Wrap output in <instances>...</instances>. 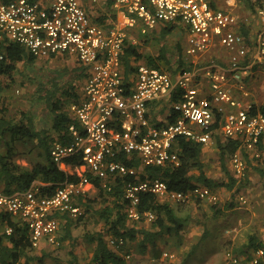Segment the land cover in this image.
<instances>
[{
  "label": "built area",
  "instance_id": "2783aa9c",
  "mask_svg": "<svg viewBox=\"0 0 264 264\" xmlns=\"http://www.w3.org/2000/svg\"><path fill=\"white\" fill-rule=\"evenodd\" d=\"M102 1L110 3L117 19L99 21L103 13L90 12L87 2L95 6ZM223 1L228 0H0V63L6 60V43L14 42L37 60L61 55L87 68L83 94L68 108L79 127L69 126V144L54 141L51 146V157L59 165L66 158L80 157L84 175L48 193L45 183L33 182L28 189L11 193L0 186V210L28 227L34 247L60 245L63 216L78 218L84 213L74 199L88 194L85 187L92 179L101 180L106 188L108 183L123 181L127 214L133 221H154V213L139 210L141 197L147 193L181 204L192 199L217 204V192L206 186L183 193L170 191L160 179H141L145 167L180 164V137L204 145L215 134L239 141L230 155L238 184L246 178L249 163L263 159L264 113L249 100L248 81L255 66L264 62V28L250 51L246 37L233 28L237 16L218 5ZM259 3V18L264 21V0ZM161 22L187 27L188 56H198L219 43L232 52L231 65L223 70L216 65L197 66L174 75L140 63L135 78H126L125 48L142 44ZM173 96L177 97L172 103L176 119L153 123L150 105ZM121 154L139 160L140 167L118 160ZM238 200L247 203L241 193ZM109 245L119 251L125 239L111 237ZM163 255L171 257L168 252ZM262 256L264 249L255 251L253 264ZM224 264H245V259L230 250Z\"/></svg>",
  "mask_w": 264,
  "mask_h": 264
},
{
  "label": "trees",
  "instance_id": "16d2710c",
  "mask_svg": "<svg viewBox=\"0 0 264 264\" xmlns=\"http://www.w3.org/2000/svg\"><path fill=\"white\" fill-rule=\"evenodd\" d=\"M178 27L176 23L162 24L158 38L165 37ZM156 33L157 31L151 32L146 37L148 40L144 38L143 42L152 41ZM5 53L6 60L0 63V76L11 77L16 70L17 63L21 61H26L28 66L34 68L33 70H35L37 77L35 110H37L38 106L40 112L44 115H50L52 120L51 129L54 134L49 141L41 135V132L36 128L37 114L35 111H32L34 114L27 118L26 124H15L3 114L0 116V138H5L8 135L12 143L22 140L35 141L37 139L44 150L43 156L45 157L44 162L35 164L31 169H24L13 161V147L10 146L5 155L0 153V182L3 184V188L6 192L11 193L26 190L33 182L41 181L49 184V186L45 187V192L48 193L53 192L58 185L67 180L79 181L80 176L69 174L53 161L51 146L54 141L69 144L72 141L69 126L75 124L79 127L78 120L67 110L66 104L71 100L79 99L80 95L77 92L76 82L85 81L87 77L86 66L77 63L78 65L75 68L59 70L39 68V71H36L37 59L24 46L14 42H7ZM143 57V54L138 52L137 46L128 45L125 48L122 60L126 78L130 73L135 72L132 59L138 60ZM145 59L148 66L161 68L160 64H165L175 72L191 69L194 65L191 60L185 58L180 46L172 49L163 46L158 55H150ZM176 98V96H173L170 104ZM256 109L264 113V106H256ZM151 111L150 113H153L155 110ZM171 119L173 120V118ZM214 137L217 139V145L221 152L220 160L223 167H225L226 160L238 149L240 143L237 140H225L220 134H215ZM204 147L203 143L180 137L178 139L180 164L178 166L145 167L140 177L142 180L160 179L165 181L170 191L174 192L187 193L196 188L197 185H202L214 191L226 189L239 193L244 186L243 182L246 178L239 184L235 176L229 172L227 179L216 180L210 178L201 159ZM118 160L137 168L141 164L139 160L129 159L125 154H121ZM62 164L75 167L82 165L83 161L80 157H69ZM194 170H197L198 174H194ZM92 181L98 188V197L102 201L101 207L96 214L104 222V228L101 232H87L84 235L88 243L95 244L93 258L89 264H127L124 255L119 254V252L124 251L127 242L139 241L138 248L140 251L145 252L149 244H155L159 237L165 235L182 237V232L185 230V219L179 216L177 210L171 204L172 201H161L155 194H143L139 210L141 213H154L155 219L153 222H148L145 219L133 221L127 214L128 203L124 198V183L122 180H117L111 184L108 183L110 190L102 185L101 180L92 179ZM96 201V199L89 197L88 194H80L75 197L74 203L82 207L84 213L78 218L63 216L64 221L61 223L59 232L60 242L62 240L72 241L76 239L73 237V229H77L81 223H86L94 204L98 203ZM234 206L235 204L232 202L228 207L232 208ZM0 226H7L11 229L10 233L0 229V264H17L19 262L30 264L32 261L42 260V258L31 254L35 248L30 240L29 229L25 224H21L11 214L0 210ZM109 237L124 238L125 245L116 252L109 245ZM247 246L249 249L257 251L264 249V242L259 240L256 235H251ZM48 255L50 253L44 254V256ZM23 259H25L24 262ZM76 259V256H72L71 264H79ZM257 264H264V256Z\"/></svg>",
  "mask_w": 264,
  "mask_h": 264
},
{
  "label": "rangeland",
  "instance_id": "374dc122",
  "mask_svg": "<svg viewBox=\"0 0 264 264\" xmlns=\"http://www.w3.org/2000/svg\"><path fill=\"white\" fill-rule=\"evenodd\" d=\"M224 3V1L219 2L218 5L220 6ZM241 8L242 10L240 9V11L242 13H245L247 16L250 14V27L253 28L256 34H258L262 27L257 25L255 21L256 14L254 10L248 6V0H243ZM186 38L185 31L181 28H177L172 33L167 34L165 37L158 38L157 41H154L151 45L148 44V47L146 48L145 46V48L146 50L150 49L153 53H157L158 50L163 46L167 47L168 49L180 46L182 49ZM217 54L221 55L222 57L225 56V48L218 46ZM57 58L37 60V69L35 68L36 71H39V68H48L44 70H59L63 68H75L78 65V62L75 58L66 56H58ZM33 69L34 68L28 66L27 63L23 62L18 64V69L11 78L0 76V116L3 114L8 120L15 124H26L27 118L34 114L32 111H35L37 114L36 128L39 132H41V135L49 141L54 134L51 129L52 120L50 115H44L42 112H40L38 106L37 110H35L37 77L35 70ZM83 84L84 81L76 82L77 92L80 96L83 94ZM250 85L253 88L257 87L258 94L255 101L257 106H264V63L263 65L258 66L255 77L251 80V84H248V86L250 87ZM70 104L71 103L69 102L66 104L67 110ZM10 146L14 149V155L12 158L13 161L24 169H31L35 164L44 162V150L37 139L35 141L22 140L12 143L8 135L5 138H0L1 154L5 155L8 152ZM220 156L221 152L217 145V139L214 137L211 142L205 145L201 156L205 171L212 179H227L228 172L233 175L230 166V157H228L225 162V169L220 160ZM61 166L62 169L65 168L69 174H77L78 176L84 175L83 166H79L77 169L73 170L64 164ZM193 173L198 174V171L194 170ZM243 183L244 186L241 188L239 193L226 189H217L219 199L217 204H210L207 201L202 202L197 199H192L187 204L171 202L174 209L177 210L179 216L185 219V223H188V221H194L197 222V225L199 226H205L202 235L197 234L194 238L196 240L195 244L189 245L188 248H180L182 245H184L183 237H170L166 242L168 250H170L171 247L176 248L175 250L177 251L180 249L181 252L178 256L182 257L183 264L211 263L212 253H218L221 251H217L216 247H214L216 238L219 239L224 237V231L227 229V224H229L228 221L230 219L234 220V222L238 224L239 228L245 226L246 223H248V228H251L250 224H252V226H260L262 229H264V161L249 163L246 179ZM240 193L247 198L246 204H243L238 200ZM98 195L99 193L97 192L91 196V198L96 199V202L98 203L94 204L93 210H91V214L86 220V223H81V225L77 228L78 232H80L79 236H82L83 234L81 229L83 227L86 229V232L98 233L103 231L104 222L96 214L102 203V201L99 200ZM160 200L163 201L164 199L161 198ZM232 202H234L235 206L229 208L228 206ZM214 216H216L218 220L215 221ZM221 219L222 221H220ZM212 222H217L218 225L210 227L209 225H211ZM195 227V225L193 227L190 226V229ZM190 229L188 231L189 235L191 234L190 231H192ZM252 230L253 227L248 232H251ZM262 234V236H264V231ZM248 236L249 235H245L244 237L248 238ZM192 243H194V240ZM230 250L238 253L241 257L245 253L244 251H241V247L236 249L231 248ZM171 251V253L177 252L173 250ZM52 255L53 258H51V260H55L59 256V254L54 255L53 253ZM208 255L210 257L207 261L206 257H208ZM55 262L57 261L55 260ZM245 262L248 261L245 259Z\"/></svg>",
  "mask_w": 264,
  "mask_h": 264
},
{
  "label": "crops",
  "instance_id": "0c3cea01",
  "mask_svg": "<svg viewBox=\"0 0 264 264\" xmlns=\"http://www.w3.org/2000/svg\"><path fill=\"white\" fill-rule=\"evenodd\" d=\"M259 1L260 0H248V6L254 10V12L256 14L255 21H256L258 26L262 27L261 30H263L264 21H262L259 18V14H258L259 6H260ZM87 4H88L90 12L91 13L93 12L95 14V16L97 15V13H103V17L101 19H99V21L111 22L110 17L113 20L117 19V16L115 15L114 11H112L111 8L109 7L110 3L108 1H105V2L102 1L101 3H99L95 6L91 5L88 2H87ZM242 4H243V0H228L224 4L220 5V7L224 10H231L237 16L238 22H237V24H235L233 26V28L235 31L242 33L246 37V39L248 40L249 50L252 51V48H253L252 44L256 41L255 39H256V36L258 34H256L255 31L253 30V28L250 27V23H249L250 22V20H249L250 14H248V16H247L245 13H242L240 11V9L242 10V8H241ZM162 24H170V23L161 22L159 24L158 28L156 30H154V31H157L154 39H152V41H150V40L146 41V42L144 41V42H142V44L137 46L138 52L143 54L144 57L141 59H138V60L132 59V65L135 69V72H136V66L138 64H140V63L146 64V59H145L146 57H148L150 55L156 56L159 54L161 49H159L157 53H153V52H151L150 49L146 50V48L148 47V44L151 45L154 41H157L156 39L160 35V30H161ZM176 24L179 26L178 28H181L185 31L187 38L185 40V44L183 45L182 53L185 56V58H187L188 60L191 59V62L194 64L193 67H197V66L198 67H205V66L216 65V66H218L219 69L223 70V69L228 68L231 65L232 52L225 48L226 55L223 57L221 55H218L217 54V47L219 46V47L224 48L219 43L215 44L207 52L199 54L198 56H195V57L188 56L186 54V50L189 46L187 27H185L180 22H177ZM146 40H148V39L146 38ZM145 46H146V48H145ZM59 56L65 57V56H61V55H59ZM57 57H55V58H57ZM57 59H59V58H57ZM195 61H197V62H195ZM23 62L26 63V61H21V62L17 63L16 70L14 71V73L18 69V64L23 63ZM263 63L264 62H261L257 66H255V68L251 74L249 84H251V80L255 77L256 70L258 69V66L263 65ZM160 67H161V69L167 70V71L173 73L174 75H177L179 73V71H181V70H179V71L175 72V71L169 69L168 66H166L165 64H160ZM135 72L130 73L128 75V77L129 78H135ZM13 74H12V76H13ZM4 77H8V76H4ZM11 77H8V78H11ZM250 87H251V85H250ZM258 89H259V87H258ZM257 94H258L257 87L256 88L251 87L249 100L255 102L257 99L256 98ZM244 99L248 100V97L247 98L244 97ZM73 101L74 100L70 101L69 103H72ZM68 108H69V106H68ZM152 108L155 111L152 110L153 113H150L149 117L151 118V121L155 124H159V123L164 122V121H171L172 120L171 118H173V120H175L177 117V114L174 112L173 106H172V104H170L169 100L168 101H159V102L153 103L150 105V111ZM261 161H264V157ZM64 165L69 166L72 170L77 169L76 167H79V166L73 167L71 165H66V164H64ZM80 166H82V165H80ZM60 167L62 168L61 165H60ZM35 182L44 184L41 181H35ZM0 185L3 186V184L1 182H0ZM86 187H85V189L88 190L87 193H88L89 197H91L92 194L99 192L98 188L93 184V182H92V184H88V186L86 185ZM216 192H217V190H216ZM217 194H218V192H217ZM256 195H258V194H256ZM199 201H201V200H199ZM189 202H187V203H189ZM187 203H185V204H187ZM214 220L216 221V220H218V218L216 216H214ZM220 221H222V219ZM239 221H240V219H239ZM228 223L229 224H227V229L224 231V237H221L219 239L216 238V241L214 244V247H216L217 251L218 250L219 251L221 250V251L218 253H212V255H211V259H212L211 261L212 262L209 264H224L225 260H226L227 252L230 251L231 248L236 249V248H240V247H241V251L245 252L243 254L242 258L246 259L248 261V262H245V264H253L252 258L255 255V251H254V249H249L247 246L249 236L256 235L259 238V240L264 242V236H262L264 229H262L260 226L259 227L252 226V224H250L251 228H248V223H246L245 226H242L241 228H239L238 224H236L234 222V220H231V219L228 221ZM189 225L192 227L195 225L196 227L190 229ZM215 225H218V223L212 222L211 225H209V226L213 227ZM234 227H236V228H234ZM252 227H253V230L251 232H248L250 229H252ZM0 229H1V231H7L9 228L7 226H2V227L0 226ZM81 229L83 231V234L87 233L86 229L84 227ZM189 229L192 230V231H190L191 232L190 235L188 234ZM204 229H205V226H199V225H197V222H194V221H188V223L186 222L185 223V230L182 232L184 245H182L180 248H188L189 245H194L195 241H196L194 239L195 236L197 234L202 235V233L204 232ZM83 234H82V236H79L80 232H78V229L77 230L73 229V237L76 238L75 239L76 241L75 240H72V241L62 240L60 242V245L57 247L51 246V245L46 244V243H42L39 247H34L35 248L34 252L31 254L33 256H36V257L38 256V257L42 258V260H40V261L35 260V261H32L30 264H71L70 260L72 259V256L73 257L76 256L77 263H79V264H89L93 258V251L95 248V244L88 243L85 240V237L83 236ZM245 235L246 236L249 235L248 238L244 237ZM170 237L171 236H168V235L159 237L155 244H149V246L145 252L140 251V249L138 248L139 241L130 242V243L127 242V244L124 247V251L119 252V254H121V255L129 254L131 256L130 259H126L127 264H132L134 261H137L140 264H183L182 257L178 256V255H180L179 253L181 252L180 249L178 251L175 250L176 248H173V247H171L170 250L167 249L168 246L166 245V242L169 240ZM110 238L111 237H109V239ZM193 240H194V243H192ZM171 250H173L175 252L177 251L178 253L177 252H176L177 254L171 253L172 252ZM165 252H168L171 257H165L163 255ZM49 253H50V255L44 256V254H49ZM52 253L54 255L59 254V256L57 258L58 260L55 259L57 262H55V260H51V258H53ZM209 257H210L209 255H208V257H206L207 261L209 260ZM24 261H25V259H23V262ZM188 264H191V263H188Z\"/></svg>",
  "mask_w": 264,
  "mask_h": 264
}]
</instances>
